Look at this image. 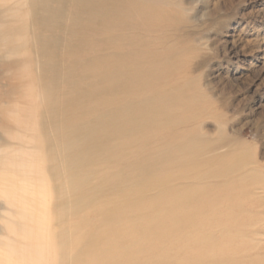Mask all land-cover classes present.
Listing matches in <instances>:
<instances>
[{"label": "rangeland", "instance_id": "rangeland-1", "mask_svg": "<svg viewBox=\"0 0 264 264\" xmlns=\"http://www.w3.org/2000/svg\"><path fill=\"white\" fill-rule=\"evenodd\" d=\"M111 7L106 26L74 37L83 49L74 55L60 49L61 67L116 55L112 65L135 76L118 101L156 98L153 109L163 110L164 125L134 150L121 142L125 157L101 166L97 179L114 183L105 182L77 224L72 243L98 237L79 264H264V0H116ZM11 61L0 58V155L16 118L6 103L14 98ZM87 70L74 69L72 79L95 81ZM95 98L90 117L107 108L104 100L111 103L110 96ZM145 158L142 191L125 193L130 184L111 176ZM5 199L0 194V239L7 237ZM50 221L44 246L53 254L61 227L52 215Z\"/></svg>", "mask_w": 264, "mask_h": 264}, {"label": "bare ground", "instance_id": "bare-ground-1", "mask_svg": "<svg viewBox=\"0 0 264 264\" xmlns=\"http://www.w3.org/2000/svg\"><path fill=\"white\" fill-rule=\"evenodd\" d=\"M114 1L0 0V58L13 60L6 68L15 81L7 89L14 98L6 103L16 117L7 134L10 144L5 150L2 147L0 155V185L9 188L8 192L0 188L8 207L7 237L0 239V264L84 262L85 253L97 248L98 237L89 233L82 236L84 246L81 239L72 243L79 231L77 224L85 220L82 213L96 205L105 182L114 183L110 178L97 179L102 174L101 166L125 157L121 142L127 141V150H134L146 141L151 130L164 125L163 110L153 109L156 98L124 105L118 101L124 100L135 76L120 64L116 66L118 62L112 65L116 55L111 56L110 63L108 57L101 56L72 60L61 67L60 49L65 48L69 55L83 49L74 37L82 29L106 26L114 13ZM57 30L67 36L57 35ZM74 69L85 73L89 69L95 81L88 76L72 79ZM144 79L147 84L151 81L149 74ZM63 83L68 85L67 90ZM101 85L99 91H93ZM72 91L75 94L69 95ZM95 96L98 100L110 96L111 103L104 100L100 105L107 108H98L90 117L88 102ZM148 162L142 159L111 177L117 184H130L126 190L119 186L125 193L141 192ZM50 179L56 183L54 188ZM51 215L61 227L54 246L55 259L53 249L44 246L46 234H51L50 230L46 233ZM69 248L75 255L68 253Z\"/></svg>", "mask_w": 264, "mask_h": 264}]
</instances>
